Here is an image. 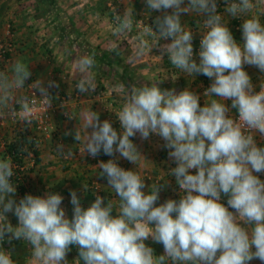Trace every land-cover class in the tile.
Here are the masks:
<instances>
[{
  "label": "clouds",
  "instance_id": "obj_1",
  "mask_svg": "<svg viewBox=\"0 0 264 264\" xmlns=\"http://www.w3.org/2000/svg\"><path fill=\"white\" fill-rule=\"evenodd\" d=\"M223 2V13L241 21L242 42L234 38L217 0H145L148 15L161 13L154 27L135 19L133 7L122 15L114 9L112 16L117 36L144 24L136 37L135 58L160 47L162 56L167 55L182 73L209 78L203 96L214 99H205L201 106L196 92L162 89L160 80L120 86L124 102L115 113L119 129L109 120L101 122L99 112L92 109L81 113L83 152L93 158L101 152L110 157L118 153L136 165L143 155L131 138L160 137L176 165L168 173L178 185L179 199L158 204L167 179L148 185L134 168L121 167L118 157L100 161L96 173L106 178L118 199L105 203L96 192L94 202L85 208L73 190L69 218L61 206L63 196L50 190L44 196L26 194L17 202L12 159L0 157V264H16L13 253L2 247L6 236L9 243L20 240L28 245L36 264H69L71 246L78 248L72 264L264 262V180L257 175L264 173V80L254 85L245 71L248 65L264 74V7L261 0ZM189 13L203 17L199 62L194 58V32L182 22V15ZM162 40L170 42L160 45ZM74 64L80 73L75 88L81 94L94 92L96 53L75 57ZM31 77L29 64L21 59L10 71H0V114L33 122L37 111L33 96H38L33 91V96L19 94ZM52 87L59 85L49 81L45 86L37 80L31 86L46 109L52 104ZM74 138L81 140L77 129ZM58 150L64 153L63 146ZM222 197H227V206ZM10 212L18 218L16 226L6 216ZM150 238L163 245L162 255L146 244Z\"/></svg>",
  "mask_w": 264,
  "mask_h": 264
},
{
  "label": "crops",
  "instance_id": "obj_2",
  "mask_svg": "<svg viewBox=\"0 0 264 264\" xmlns=\"http://www.w3.org/2000/svg\"><path fill=\"white\" fill-rule=\"evenodd\" d=\"M104 1L0 0V43L7 40L12 43L8 57L3 61L0 60V71H10L11 64L17 59L29 64L32 77L26 81L25 88L19 93L22 95L37 91L31 90L32 84L37 80H43L45 86L49 81L59 85L58 88L49 89L54 105L52 136L40 148L41 158L29 173V186L34 187L33 191L40 196H44L49 190L62 195L64 199L61 206L69 218L73 214V205L70 203V193L73 190L77 192L85 208L94 202L96 192L91 187L94 182L99 184L100 189L97 194L105 197V203L108 199L113 201L118 199L114 191L107 186L106 178H101L96 173L99 171L97 165L100 161L107 162L109 159H117L119 154L113 157L103 154V159L97 162L79 152L80 148H83L85 135L81 118L82 111L92 109L99 112L101 122L109 120L114 128L119 129V121L115 113L119 111L124 102L120 86L155 83L160 80H164L160 84L162 89L174 88L180 92L189 88L196 92L201 97V106L205 99L215 98L203 96L204 90L211 84L209 78L204 81L198 77V74L188 76L182 73L171 65L167 55L162 56L160 47L146 49L142 58H135L136 37L143 26L137 23L131 33L114 35L110 29V15ZM217 5L218 10L224 14L223 0H217ZM261 6L264 7V0H261ZM132 7L136 16L134 18L140 21L142 17L138 9L146 10L145 0H122V12ZM157 15L161 13H152L149 15V22L144 21V23L149 25L151 22L153 25ZM224 16L225 21H229L228 26L234 38L242 42L240 28L236 29L238 19L231 18L227 14ZM202 20L203 17L196 13L182 15L184 26L193 30V40H197L198 44L199 32L202 31ZM169 42L162 40L159 44ZM93 51L96 53L98 62V66L92 71L96 90L90 94H81L75 88L80 73L76 69L74 59ZM198 51L199 47L194 52L197 62H199ZM245 71L248 72L253 84L258 86L262 73L257 68L248 65H245ZM63 96H67L66 100L62 99ZM227 103L230 104V101ZM234 114L233 110L232 115ZM2 128L0 126V133L8 131ZM76 129L81 134L79 142L74 138ZM91 131L92 129L89 128L88 132ZM66 133L71 134L66 135ZM10 135L8 133L7 136ZM7 136L6 139H8ZM131 139L144 158L141 157L136 165H133L119 157L118 163L128 169L134 168L148 185L167 179V184L160 193L158 204L167 199L178 200L180 190L175 178L169 176L168 173L169 169L176 165L169 159L168 150L163 147L164 141L154 134H150L147 140H142L139 134ZM0 141L1 151L4 149L1 134ZM257 141L259 144V136H257ZM59 146H63V154L58 150ZM68 151H71L73 155H67ZM257 175L264 180V173ZM82 185L86 186L84 193ZM19 197L16 193L15 199L19 201ZM6 216L13 226L18 224V218L13 213H6ZM7 241L6 236L2 244L5 250H8L9 242ZM146 244L154 249L155 255L164 253L163 245L154 243L151 238L146 241ZM74 250L75 255L69 264L78 258V248L74 246ZM24 264H36V261L30 255L25 259ZM249 264H264V262L254 259Z\"/></svg>",
  "mask_w": 264,
  "mask_h": 264
},
{
  "label": "built area",
  "instance_id": "obj_3",
  "mask_svg": "<svg viewBox=\"0 0 264 264\" xmlns=\"http://www.w3.org/2000/svg\"><path fill=\"white\" fill-rule=\"evenodd\" d=\"M119 1L120 0H107L106 1V9L110 15V25H112L113 10L116 9L117 13L121 14V10L119 7ZM140 21H143V22L147 21V23H148L149 18L148 17H142V18H140ZM147 23H145V24H147ZM140 25L144 26L143 23L142 24L140 23ZM149 25H151V23H149ZM240 25H241V21L238 19V23L236 24V29H239ZM11 49H12V43L10 41L7 40L6 42L0 43V60L1 61L6 59L5 54L8 53ZM262 76H264V74H262ZM261 80H264V77H261ZM33 92H35L38 97H34L32 91L28 94L29 96H33V98L36 100V105H37V111L35 114V118L33 119V122L30 124V126H32L34 129L32 139L35 142V144H42V143L47 142L52 136V128H53L52 127V117H53V113H54V105L52 102L51 107L46 109L43 105V101L41 100V98H39V92L38 91H33ZM49 94L51 95L50 90H49ZM66 98H67V96L62 97L63 100H66ZM9 122L12 124L24 123L18 115L14 116L11 114H0V126L1 127L5 126ZM3 146H4V144H3ZM79 152H80V154H83L85 157H87L88 159L93 160V161L99 162L103 158L102 152L98 156H96L95 158L87 155V153L84 154L83 148H80ZM6 157H8V156H6ZM13 165H14V169H15V173H16V175L14 176V177H16V179L14 181H15V183H19V182H21L26 170L29 167H33L35 165L34 164L33 151H30L28 153V155L25 157L23 163H21V164L14 163ZM120 166L126 170H129L127 167H125L123 165H120ZM91 187H92V190L94 192H99L100 187H99L98 183H96V182L92 183ZM25 194H28V191H25Z\"/></svg>",
  "mask_w": 264,
  "mask_h": 264
},
{
  "label": "trees",
  "instance_id": "obj_4",
  "mask_svg": "<svg viewBox=\"0 0 264 264\" xmlns=\"http://www.w3.org/2000/svg\"><path fill=\"white\" fill-rule=\"evenodd\" d=\"M237 23H238V20L236 21V24ZM193 43H194L193 46H194V52H195V50L199 47V44L197 40H193ZM8 55L9 53H6L5 57L7 58ZM198 77L200 79H203L204 81H206V78H207L206 76L200 75V74H198ZM12 132H13L12 135H10L7 141L4 143V149L0 151L1 157H6V156L11 157L13 164L14 163L21 164L23 163L28 153L30 151H33L34 164L36 165L40 161V158H41L40 148L46 143L35 144V142L32 139L34 129L29 124L16 123L14 124ZM35 165L33 167H29L26 170L21 182L15 183L14 180L16 179V177H13V182L16 184V187H17V193L20 196L19 198H22L23 196H25L26 195L25 191H28V187L30 185L29 184V173L33 170ZM88 192L90 193L89 189H88ZM222 200L227 206V197H222ZM7 246H8L7 248L8 251H11L13 253V259L16 261V264H24L25 259L31 255L29 246L26 245L23 241L12 240L11 243H9V245ZM74 251H75L74 246H71V251L67 255L68 261L73 260L72 257L75 255Z\"/></svg>",
  "mask_w": 264,
  "mask_h": 264
},
{
  "label": "rangeland",
  "instance_id": "obj_5",
  "mask_svg": "<svg viewBox=\"0 0 264 264\" xmlns=\"http://www.w3.org/2000/svg\"><path fill=\"white\" fill-rule=\"evenodd\" d=\"M107 0H105L104 2H106ZM119 7H120V10L122 9L121 7H122V0H120L119 1ZM139 10V15H140V17H148L149 18V15L147 14V12H146V10L145 9H143V10H140V8L138 9ZM123 14V12H122V10H121V15ZM138 15V16H139ZM151 23V22H150ZM110 29L112 30V25H110ZM122 42H124V41H122ZM125 42H126V40H125ZM13 127H14V124H12V123H7L5 126H3V128H2V130H4L5 131V129H7L8 131H6L5 133H7V134H5L3 131H1V138H2V141H4V143L7 141V139L5 138L7 135H8V133H10L11 135H12V129H13ZM5 134V135H4ZM9 136H7V138H8ZM1 142V141H0ZM33 188L34 187H32V186H29L28 187V194H32V195H38V194H36V192L35 191H33ZM17 202H18V200H17ZM78 251V250H77ZM77 254V253H76Z\"/></svg>",
  "mask_w": 264,
  "mask_h": 264
}]
</instances>
